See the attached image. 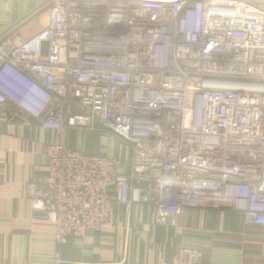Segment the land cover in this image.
Masks as SVG:
<instances>
[{
  "label": "built area",
  "instance_id": "1",
  "mask_svg": "<svg viewBox=\"0 0 264 264\" xmlns=\"http://www.w3.org/2000/svg\"><path fill=\"white\" fill-rule=\"evenodd\" d=\"M46 10L31 39H0V125L19 117L59 136L28 185L59 247L103 233L134 203L158 225L214 210L264 227V0H49ZM69 133L113 138L124 157L69 147ZM180 264L198 259L184 252Z\"/></svg>",
  "mask_w": 264,
  "mask_h": 264
},
{
  "label": "crops",
  "instance_id": "2",
  "mask_svg": "<svg viewBox=\"0 0 264 264\" xmlns=\"http://www.w3.org/2000/svg\"><path fill=\"white\" fill-rule=\"evenodd\" d=\"M48 1L0 0V39H31L47 21ZM58 141L56 132L36 121L0 125V264H53L57 254L62 264H180L184 252L198 264H264V227L214 210L185 211L158 225L143 203L116 207L103 233L89 230L59 247L53 224L33 207L28 191L45 171L47 146ZM66 144L91 155L124 157L117 141L100 134L69 133Z\"/></svg>",
  "mask_w": 264,
  "mask_h": 264
},
{
  "label": "water",
  "instance_id": "3",
  "mask_svg": "<svg viewBox=\"0 0 264 264\" xmlns=\"http://www.w3.org/2000/svg\"><path fill=\"white\" fill-rule=\"evenodd\" d=\"M40 54H41L42 57H46L47 54H48V43L45 42V41L42 42V44H41V53ZM26 74L29 77L33 78V76L29 72H26ZM12 122H14V123H22V119H20L19 117H16L15 119H13Z\"/></svg>",
  "mask_w": 264,
  "mask_h": 264
},
{
  "label": "rangeland",
  "instance_id": "4",
  "mask_svg": "<svg viewBox=\"0 0 264 264\" xmlns=\"http://www.w3.org/2000/svg\"><path fill=\"white\" fill-rule=\"evenodd\" d=\"M81 134V133H80ZM83 135V134H82ZM92 140H88V142H87V148H86V152H91L92 150H91V148H92V146H93V144H92ZM86 146V145H85ZM89 147V148H88Z\"/></svg>",
  "mask_w": 264,
  "mask_h": 264
}]
</instances>
